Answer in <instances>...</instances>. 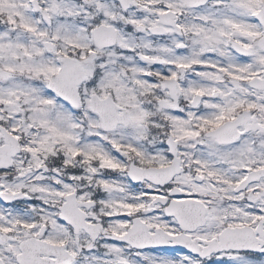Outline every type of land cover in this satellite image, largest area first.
I'll use <instances>...</instances> for the list:
<instances>
[{
  "label": "snow or ice",
  "instance_id": "6c2138e0",
  "mask_svg": "<svg viewBox=\"0 0 264 264\" xmlns=\"http://www.w3.org/2000/svg\"><path fill=\"white\" fill-rule=\"evenodd\" d=\"M0 264H264V0H0Z\"/></svg>",
  "mask_w": 264,
  "mask_h": 264
}]
</instances>
